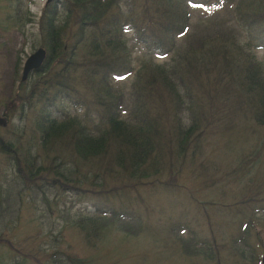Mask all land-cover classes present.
<instances>
[{
	"label": "trees",
	"instance_id": "1",
	"mask_svg": "<svg viewBox=\"0 0 264 264\" xmlns=\"http://www.w3.org/2000/svg\"><path fill=\"white\" fill-rule=\"evenodd\" d=\"M63 2V11L69 14V18L73 17L78 30L71 32L70 22L60 23L59 8L46 10L40 27L43 36L41 47L48 51V57L40 70L33 72L26 82H20L18 86L17 97L22 103L18 110H21L19 119L27 111L26 107H35L31 99L39 93V101L44 100L41 106L43 117L36 122V127L44 150L61 152L62 157L71 154L78 160L73 166L65 162L62 166L69 165L66 171L60 170L63 167L59 163L56 165V157L52 160L49 177L61 181L59 189L62 194H76L77 191L83 197L91 196L97 200H112V195H119L117 200L120 205L111 211H66L64 218L69 217L70 227L77 230L87 246H103L116 233L124 234L120 236L121 242L138 240L140 235L155 236L160 231L136 209L137 198H133V193L139 194L138 186L143 188L151 184L155 189L177 192L179 199L183 197L182 189L190 191L186 185L178 184L179 180L185 171L196 173L202 167L201 163L194 161L198 160V155H207L211 150L207 152L212 139L205 135H218L212 130L218 122H224L218 116L229 117L233 129H240L250 121L264 128V45L261 46L264 44V0H217L213 7H208L206 0H190L187 3L184 0H144L143 5L137 4L136 0H61ZM221 3L226 10L224 14L214 10ZM58 4L56 2V6ZM122 5L129 10V16H125ZM193 5H197V9L205 6L210 12L203 13L206 16H200L193 23L192 17L186 13V9H194ZM140 7L144 9L148 23L139 24L134 19V9ZM29 15L23 14L20 8L13 16V22L15 25L17 20L32 22ZM176 33L184 39L185 46L165 66L144 61L135 82L131 83V99L135 103L126 100L124 85L114 81L112 74H120L119 71L132 62L138 50H146L150 56L170 55L173 52L170 40L177 36ZM79 47L84 48L85 54L77 61ZM260 50H263L262 56L258 55ZM87 54L99 59H89ZM202 62L209 63L206 68L209 69L208 75L217 72L220 77L214 92H210L206 84H196V88L195 83L199 79L195 81L191 78ZM62 64L64 69L58 72L57 67ZM18 67L20 72V64ZM78 69H82L83 76L96 90L94 102L99 108L98 113L59 122L48 112L53 102L48 99L49 92L45 86H48V91L57 93L72 90ZM164 90L165 94L162 93ZM153 95L156 101L159 98V101L172 105L170 116L160 117L153 113L148 102L153 100ZM212 100L216 103L211 105ZM207 102L211 106L210 114L204 107ZM223 105L231 108L220 115ZM9 108L7 106L8 112ZM185 112L189 114L183 116ZM203 115L209 117L210 126L202 122L200 116ZM89 118L96 122L89 123ZM187 120L190 122L187 123ZM21 143L20 136L6 143L15 157L8 161V164L11 162L14 165L15 186L19 191L25 186L28 190L45 193L47 176L38 180L45 167L36 166L37 160L26 149L19 147ZM89 162L98 166L93 168L95 173L92 177L81 172L85 163ZM17 164L22 166L19 172ZM215 168L219 170L222 167ZM253 172L256 168L251 162L241 176L250 177ZM85 177L101 190L83 189L81 184ZM120 178L126 182L122 187H118L121 185L119 182H114ZM111 183L113 188L109 191L106 187ZM53 188H58L56 183ZM3 198L0 188V221L7 223L4 220L13 213L9 212L10 207L3 206ZM12 223L10 220L8 224ZM230 227L235 229V226ZM249 227L250 222L243 226L240 240H234V248L227 251L229 257L237 252L245 262L257 258L249 237ZM179 231L181 234L186 231L180 237L175 235L177 241L173 243L181 246L182 251H179L190 257L198 254L202 258L198 262V258L191 259L188 264H228L226 254L223 256L221 250L213 251L208 243L197 237L194 230L180 228ZM244 233L246 238H243ZM162 243L168 246L167 242ZM141 251L142 247L140 254ZM247 253L252 256L248 258ZM158 254V251L149 252L150 263L158 264L156 259H152L154 257L164 258ZM60 255L61 259H66L62 264H119L121 258L120 255H98L88 261L69 253L66 256L54 253L52 258ZM144 256L147 257L146 254Z\"/></svg>",
	"mask_w": 264,
	"mask_h": 264
},
{
	"label": "rangeland",
	"instance_id": "2",
	"mask_svg": "<svg viewBox=\"0 0 264 264\" xmlns=\"http://www.w3.org/2000/svg\"><path fill=\"white\" fill-rule=\"evenodd\" d=\"M138 1L142 2L143 0ZM188 1L190 0H184L186 3ZM215 1L217 0H206L208 7H213ZM46 3L47 0H0V118L6 112L7 106L10 107L8 125L5 127L6 129L0 128V184L4 187L3 195L18 199L19 209L21 208L19 219L14 224H0V264H62L63 261L65 262L66 259H61V255L53 259L54 253H63V256L69 253L73 257H82L88 261L98 255L108 257L120 255L119 264H144L147 258L146 264H153L154 262L150 263L149 261L150 255L148 254L150 251H158V256H164L162 259L152 258L154 261L156 259L158 264H188L194 258H198L197 262L200 261L199 258H202L198 257V254H192L190 257L179 251L181 246L173 243L177 241L176 234L180 237L187 231L181 234L180 228H191L201 241L210 245L213 251L219 252L221 250L223 256L226 254L228 264H261L264 256V128L250 121L240 129H233L232 121L227 116L223 118L218 116V119H223L224 122L220 121L212 128L218 135L213 136L210 133L205 135L212 139V145L208 146L207 152L210 148L211 150L207 155H198V160L194 161L197 164L201 163L202 167L196 173L187 172V170L180 178L178 184L186 185L190 190L182 189L181 196L183 197L179 199V193L165 191L161 188L155 189V186L151 184L143 188L138 186L139 194L133 193V198H137L136 209L138 213H142L145 220H151L160 233L157 232L155 236L150 237L140 235L138 240L130 239L122 242L120 236L124 234L116 233L103 246L96 244L87 246L77 230L70 227L69 221L71 220L69 217L64 218L67 215V210H71V212L85 209L86 212L111 211L120 205V201L117 200L118 194L112 195V200L99 199L100 201L91 196L83 197L77 191H75L76 194L71 192L65 195L59 189L61 181L55 180L52 176L50 179L48 170H52V160L55 157L56 165L59 163L60 166L65 162H69L73 166L78 160L71 154H65L62 157L61 152L55 153L52 150H44L36 127V122L40 119V112L42 111L41 106L44 103V100H42L43 102L39 101V93H36L31 99L35 107L29 108L21 116L22 119H19L18 115L21 110H18L22 103L18 101L17 97L18 86L21 82L24 62L41 47L43 42L40 24L45 18ZM222 4L215 7L214 10L224 14L226 10L223 9ZM20 8L23 14L29 13L31 15L29 18L33 22L17 20V26L14 27L13 16L17 15ZM123 10L125 16H129V10L126 7H123ZM134 11L133 17L139 24L146 20L147 16L141 10L134 9ZM209 12L210 10L205 6L199 9L194 8L191 11L186 9L187 16L192 17L193 23L198 21L200 16H206L203 13ZM33 17H37V19H33ZM66 21L67 23L70 22L71 32L78 30V25L75 24L73 17L69 18V14L68 16H61L60 23L64 24ZM22 26L25 27L21 32L20 27ZM131 35L133 36L134 32H131ZM170 42V50H173L170 55L155 54L151 57L146 54L144 58H153L152 62L161 66L169 64L171 59L180 52L179 49L183 45L185 46L184 39L180 38L179 34ZM177 45L178 51L176 50ZM263 45L261 46L263 47ZM79 49L77 61L85 54L84 48L79 47ZM262 52L263 50H260L258 55L262 56ZM142 53L143 50L137 56H141ZM89 59H99V57L89 56ZM209 63L212 61L209 60ZM209 63H199L197 65L199 70L191 74V78H194L195 81L199 79V82L195 83L196 88L197 85L206 84L208 90L214 92L217 90L220 77L216 74L217 72L208 75L209 69L206 68H208ZM133 65L136 70L129 79L135 82L134 74L141 64L136 60ZM63 66L62 64L57 67L59 68L58 72L64 69ZM126 69L125 67L122 70L125 71ZM83 75L82 69H78L77 74L74 75L72 90H63L57 93L54 90L48 91V86H45L47 93L49 92L48 99L53 102V105L49 106L48 112L59 121L67 117L76 118L89 113H98L99 108L94 102V98L97 97L96 90ZM75 84L77 85L75 86ZM131 86L132 84L127 82L123 91L126 92L125 99L135 103L131 99ZM162 93L165 94V90ZM145 97L147 99V96ZM152 98L153 100L148 102L151 104L153 113H157V116L160 117L170 116L172 105L166 101H159V98L156 101L154 95ZM214 103L216 100L211 101V105ZM223 106L220 115L227 113L228 109L231 108L228 105ZM204 107L210 114V104L207 102ZM188 114L189 112H185L183 116ZM200 118L203 120L202 122H206L207 126H210L208 116L203 115ZM88 122L94 123L96 121L89 118ZM189 122L190 120H187V123ZM19 136L22 141L19 147H23L35 157L36 166L45 167L38 178L39 180L41 177L47 176L45 193L26 188L21 189L23 192L21 193L14 185L15 173L12 170L14 165L11 162L9 165L8 161L15 159V157L12 149L6 143L8 140L12 141L13 138ZM251 162L254 163L256 172H253V175L250 173V177L241 176L244 169L251 166ZM98 163L99 166L100 161ZM68 166H62L63 168L60 170L66 171ZM98 166L95 167L92 162L85 163L81 172L83 174L88 173L87 177H92L95 173L93 168L96 169ZM215 166L222 168L215 170ZM16 167L19 172V168L22 166L17 164ZM112 168L116 170V167ZM87 177L82 178L84 182H82L81 187L83 189L101 190L98 185H92L90 181H87ZM240 178L242 182H240ZM114 182L121 184L118 187H122L126 183L123 178ZM55 183L58 188H53ZM261 183L263 185H260ZM112 188V183L106 187L109 191H112ZM18 195H20L19 198ZM15 199H12V202H16ZM247 222H250L251 235L249 237L257 258L254 257V261L248 259L245 262L239 253L235 252L232 257H229L230 254L227 251L231 250L232 247L234 248V240H240L244 230L243 226H246ZM230 226H235V229H230ZM243 236L246 238L247 234L244 233ZM162 242H167L168 246H164ZM147 250L148 252H145ZM247 254L248 258L252 256ZM123 257L126 259L123 260ZM88 263L91 264V262Z\"/></svg>",
	"mask_w": 264,
	"mask_h": 264
},
{
	"label": "water",
	"instance_id": "3",
	"mask_svg": "<svg viewBox=\"0 0 264 264\" xmlns=\"http://www.w3.org/2000/svg\"><path fill=\"white\" fill-rule=\"evenodd\" d=\"M46 55L47 53L44 49H39L35 54L29 57L24 67L23 80L27 78L30 71L40 68V66L46 59ZM261 264H264V256L262 258Z\"/></svg>",
	"mask_w": 264,
	"mask_h": 264
}]
</instances>
